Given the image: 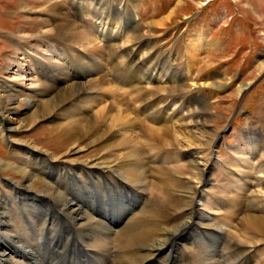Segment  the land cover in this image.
I'll return each mask as SVG.
<instances>
[{
	"label": "bare ground",
	"instance_id": "bare-ground-1",
	"mask_svg": "<svg viewBox=\"0 0 264 264\" xmlns=\"http://www.w3.org/2000/svg\"><path fill=\"white\" fill-rule=\"evenodd\" d=\"M85 1L70 0L67 8L77 7L86 25L71 18L63 2L51 0L47 6L52 20L43 19L44 28L30 46L29 60L38 69L34 86L7 79L1 84L0 115L7 113L4 138L13 156L0 158V172L12 169L19 178L9 177L8 190L0 188V264H264L259 132L247 135L244 163L233 160L245 168L255 160L259 173L237 172L240 178L230 190L222 186L221 196L210 193L213 161L196 147H211L215 139H202L207 130L197 108L185 102L172 108L170 92L156 97L147 91L138 100L147 117L139 127L127 110L108 100L107 77L88 85L82 81L105 66L132 88L141 79L172 84L180 75L165 70L152 50L143 54L144 40L124 43L126 32L114 18L120 12L126 24L137 22L128 20L126 6L99 0L93 9ZM15 66L24 68L19 60L8 64ZM25 88L29 95L21 98ZM13 112L32 113L12 119ZM49 120L60 124L56 130L70 147L61 157L35 140L9 134H25ZM84 143L99 145L105 155L73 165L75 159H63L81 152Z\"/></svg>",
	"mask_w": 264,
	"mask_h": 264
},
{
	"label": "rangeland",
	"instance_id": "rangeland-1",
	"mask_svg": "<svg viewBox=\"0 0 264 264\" xmlns=\"http://www.w3.org/2000/svg\"><path fill=\"white\" fill-rule=\"evenodd\" d=\"M52 1L63 2L66 8L70 6V0ZM98 2L99 0H86L85 4H92L91 7L95 9V5H101ZM110 2L117 7L126 6L128 20H137L134 24H126L120 20L122 18L120 12L117 13V18H114L117 20L115 24L119 23L126 32L124 43L144 40L143 54L152 50L156 59L165 62V70L178 72L180 75L173 85L165 80L147 82L141 79L134 89L126 84V81L117 79L113 75L114 69L105 66L101 74L86 76L82 81L88 85L93 78L100 75L107 77L110 83L108 87L112 86L108 100L127 110L137 119L139 127L146 123L147 117L142 114L138 100L147 91H150L148 93L150 96L155 94L156 97L170 92L167 103L171 104L172 108L181 107L183 102L188 104L189 109L197 108V111H200L199 119L204 121L208 133L205 134L207 137L202 139H207L208 142L209 139H215L211 147L210 144L196 147L203 151L200 152L202 157H209L213 161L214 169L210 176L213 185L210 193L221 196L219 188L222 186L230 190L231 184L240 178L236 177L237 172L251 170L258 174L261 169L255 160L253 162L249 160L251 163L247 168L240 166L241 164L235 165L233 160H241L242 163L246 160L245 150L249 133L259 132L258 137L260 136L264 143V0H110ZM50 5L51 0H0V97L5 93L1 84L6 83V79L11 84L23 81L27 87L34 86L32 79L38 73V69L29 60V54H33L30 46L31 42H37L35 39L44 28L43 19L52 20L51 14L47 11V6ZM68 11L71 18H77L83 25L88 23L84 19H79L83 16H79L77 7H72ZM135 15L138 19L134 18ZM40 51L53 56L47 48ZM14 60L23 63L22 71L16 66L8 68V64ZM251 83L252 86L247 89ZM243 89L244 93L241 92ZM28 92L26 88L22 90L21 98L27 97ZM24 103H26L24 100L20 102L21 111L25 107ZM31 113L13 112L10 117L19 119ZM6 114L4 112L3 116L0 115V158L3 157L5 160L13 156L4 138L5 128L8 126L4 118ZM158 122L152 123L155 125L162 123ZM190 124L192 130L199 133V128H195L193 123ZM58 126L60 124H57L56 120L41 121L25 134L13 131H9V134L13 139L30 142L35 140L39 147L50 153L55 152L56 156L61 157L63 155L60 153L70 147L69 144L66 147L63 138L65 135H60L56 130ZM87 145L84 143L82 145L84 148L77 154L67 156L65 154L63 159L68 157L67 163L75 159L71 163L73 165L105 155L99 145L93 147ZM194 147L192 146V149ZM261 155L264 156V152L261 151ZM9 177L19 178V173L12 169L0 172V188L8 190L4 182ZM206 201L210 202V196ZM200 207L203 208V205ZM259 252L260 255L264 254L262 250Z\"/></svg>",
	"mask_w": 264,
	"mask_h": 264
}]
</instances>
